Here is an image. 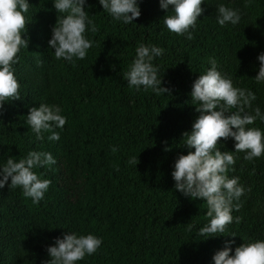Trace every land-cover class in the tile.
Wrapping results in <instances>:
<instances>
[{
	"label": "trees",
	"instance_id": "trees-1",
	"mask_svg": "<svg viewBox=\"0 0 264 264\" xmlns=\"http://www.w3.org/2000/svg\"><path fill=\"white\" fill-rule=\"evenodd\" d=\"M28 3L23 38L29 45L12 66L21 99L0 109V168L30 151L51 153L56 164L33 169L51 181L39 203L20 187L0 189V264H44L47 248L65 232L103 241L76 264H214L213 256L230 241V255L243 243L264 241V154L247 161L246 152H234L233 139L219 141L221 152L236 157L228 177H238L245 191L233 202L241 205L233 208V222L215 236L199 235L211 219L206 201L175 191L171 175L176 159L188 154L182 134L199 116L192 85L211 68L210 58L234 87L256 95L246 111L255 114L259 107L264 114V82L254 80L264 53V0H203L191 40L167 29L163 18L174 13L172 6L169 13L162 10L160 0H138L141 16L127 25L99 0H86L97 31L89 26L85 36L93 46L72 63L57 60L48 44L57 17L66 14L57 13L54 0ZM221 4L239 10L238 24L217 23ZM141 43L165 50L153 63L171 96L137 90L123 79ZM42 103L60 106L67 119L55 129L58 141L48 139L50 132L37 140L27 123L29 109ZM248 127L264 132V121ZM132 157L136 166L128 163Z\"/></svg>",
	"mask_w": 264,
	"mask_h": 264
},
{
	"label": "clouds",
	"instance_id": "clouds-1",
	"mask_svg": "<svg viewBox=\"0 0 264 264\" xmlns=\"http://www.w3.org/2000/svg\"><path fill=\"white\" fill-rule=\"evenodd\" d=\"M103 10L115 20L124 24H132L141 16L138 0H99ZM203 0H160V7L169 13L172 6L174 14H167L164 24L170 32L177 35L188 33L187 39H193L189 29H194L198 18L205 11ZM86 0H54L57 13L66 14L57 17L52 28V36L48 41L54 49L57 60L64 59L69 63L73 58L83 60L93 42L86 38L85 33L97 31L93 19L85 11ZM30 4L28 0H0V109L6 102L19 100L20 84L14 74L13 65L18 63L17 54L21 48H28L29 39L23 38L27 30L25 14ZM217 23L236 25L241 19L239 10H233L221 4L218 9ZM142 27V26H141ZM164 49L155 45L140 44L136 48V57L124 73L129 87L140 90L151 89L156 94L171 96L169 88L161 87L162 79L158 77L159 68L154 66V59L164 54ZM260 67L254 78L257 83L264 82V53L257 57ZM211 68L204 75H199L192 85L191 101L199 104L195 107L198 118L192 125L191 132L182 134L184 147L189 149L187 155H180L171 173L175 181V191L191 199L206 201L210 223L199 231L201 236H215L224 233L227 225L233 222L232 211H237L240 204H234L244 194V188L239 178H229L230 166L236 163L234 152H246L244 159L252 161L264 154V132L253 125L259 119L264 121V114L257 107L255 114L247 112L252 107L256 95L252 91L233 86L230 78H226L217 70V62L210 58ZM236 108L235 112L230 109ZM58 105L40 104L29 109L27 123L36 134L37 140H43V132L52 133L48 139L58 141L60 135L56 128H63L67 122L61 115ZM235 129V131H233ZM235 141V151L221 152L218 149L220 140ZM167 143V142H165ZM191 149L195 151L192 152ZM115 147L112 152H116ZM165 151H171L166 148ZM131 165H137L139 160L132 157ZM56 164L51 153L30 151L25 158L9 157L6 164L0 168V189L7 185L9 189L20 187L23 195L32 198L33 203H39L48 190L51 181L41 179L33 169ZM9 180L11 181L9 184ZM240 218H236L239 223ZM189 230L192 225L188 224ZM102 239L93 234L77 235L65 232L63 238H57L54 246L47 248L50 257L44 264H76L85 256H91L99 249ZM230 241L213 256L214 264H264V241L242 244L235 248L234 255Z\"/></svg>",
	"mask_w": 264,
	"mask_h": 264
}]
</instances>
